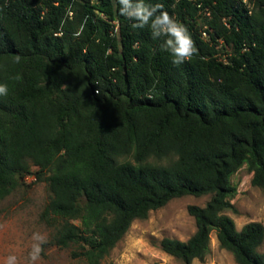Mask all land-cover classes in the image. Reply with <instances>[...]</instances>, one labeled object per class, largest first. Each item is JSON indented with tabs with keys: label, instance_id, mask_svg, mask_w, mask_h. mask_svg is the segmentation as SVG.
Masks as SVG:
<instances>
[{
	"label": "trees",
	"instance_id": "obj_1",
	"mask_svg": "<svg viewBox=\"0 0 264 264\" xmlns=\"http://www.w3.org/2000/svg\"><path fill=\"white\" fill-rule=\"evenodd\" d=\"M149 2L187 26L190 61L174 65L116 0H0V200L45 183L53 244L100 264L135 220L209 196L162 251L204 262L214 234L236 264H264V225L226 214L242 166L264 191V0Z\"/></svg>",
	"mask_w": 264,
	"mask_h": 264
},
{
	"label": "rangeland",
	"instance_id": "obj_2",
	"mask_svg": "<svg viewBox=\"0 0 264 264\" xmlns=\"http://www.w3.org/2000/svg\"><path fill=\"white\" fill-rule=\"evenodd\" d=\"M252 174L242 166L230 178L236 188L231 200L236 212L226 214L234 221L237 230L249 222L264 225V191L252 186ZM47 200L45 183H31L0 200V264L9 254H15L24 264L31 245V234L42 231L48 243L39 264H88L73 255L74 248H59L51 241V230L40 221V213ZM209 196H184L164 207L152 211L146 220H135L121 241L100 264H183L160 248L164 238L186 241L195 231V221L188 214L189 205L205 206ZM211 253L204 262L194 259L191 264H236L230 252L221 249L211 234ZM264 254V243L259 247Z\"/></svg>",
	"mask_w": 264,
	"mask_h": 264
},
{
	"label": "clouds",
	"instance_id": "obj_3",
	"mask_svg": "<svg viewBox=\"0 0 264 264\" xmlns=\"http://www.w3.org/2000/svg\"><path fill=\"white\" fill-rule=\"evenodd\" d=\"M116 2L119 15L130 21L133 29L148 28L152 39L161 41L160 49L172 57L174 65H182L198 54V48L187 26L164 10L161 3H150L149 0H116ZM72 14L70 10L67 12L68 16ZM74 35L79 36L80 32ZM14 62L19 64L21 57L15 56ZM13 79L19 82L22 77L17 74ZM8 94V85L0 83V97H7ZM30 240L31 245L24 264H39L44 245L49 240L48 235L37 230L31 234ZM2 264H21V261L17 255L9 254L3 258Z\"/></svg>",
	"mask_w": 264,
	"mask_h": 264
},
{
	"label": "built area",
	"instance_id": "obj_4",
	"mask_svg": "<svg viewBox=\"0 0 264 264\" xmlns=\"http://www.w3.org/2000/svg\"><path fill=\"white\" fill-rule=\"evenodd\" d=\"M24 180H25L26 183H31V182L35 181V177H33V176H26L24 178Z\"/></svg>",
	"mask_w": 264,
	"mask_h": 264
}]
</instances>
